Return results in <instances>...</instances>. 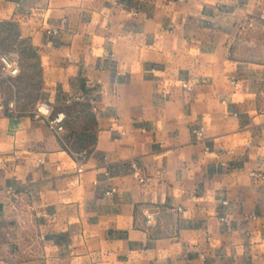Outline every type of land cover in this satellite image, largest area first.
Instances as JSON below:
<instances>
[{
    "label": "crops",
    "instance_id": "crops-1",
    "mask_svg": "<svg viewBox=\"0 0 264 264\" xmlns=\"http://www.w3.org/2000/svg\"><path fill=\"white\" fill-rule=\"evenodd\" d=\"M0 26L38 73L15 106L0 58V264H264V0H0Z\"/></svg>",
    "mask_w": 264,
    "mask_h": 264
},
{
    "label": "rangeland",
    "instance_id": "rangeland-1",
    "mask_svg": "<svg viewBox=\"0 0 264 264\" xmlns=\"http://www.w3.org/2000/svg\"><path fill=\"white\" fill-rule=\"evenodd\" d=\"M18 39L14 29L10 26H0V58L9 57L14 59L10 53H21L22 60L25 59V64L22 65V71L19 74V81L14 83L15 87L11 88L12 102L15 106L20 103L23 108H28L35 104L38 94V73L36 67L33 65L34 55L28 48L22 54V50L18 47ZM14 62L16 60L14 59ZM24 63V61H23ZM24 71V73H23ZM22 74L24 77L21 78ZM17 78V77H16ZM1 245V243H0Z\"/></svg>",
    "mask_w": 264,
    "mask_h": 264
},
{
    "label": "built area",
    "instance_id": "built-area-1",
    "mask_svg": "<svg viewBox=\"0 0 264 264\" xmlns=\"http://www.w3.org/2000/svg\"><path fill=\"white\" fill-rule=\"evenodd\" d=\"M4 69L9 70L12 74L18 72V67L14 60L9 57L2 58ZM39 112L47 118L48 124L51 129L61 132L65 129L66 115L64 113L54 114L51 106L47 102H42L38 108Z\"/></svg>",
    "mask_w": 264,
    "mask_h": 264
}]
</instances>
